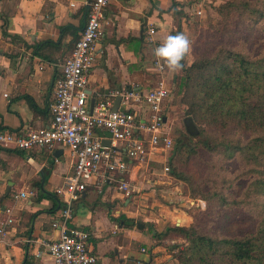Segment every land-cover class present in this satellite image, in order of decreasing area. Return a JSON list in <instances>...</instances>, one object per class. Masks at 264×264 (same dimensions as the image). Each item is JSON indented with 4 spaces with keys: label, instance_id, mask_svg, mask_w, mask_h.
<instances>
[{
    "label": "crops",
    "instance_id": "obj_1",
    "mask_svg": "<svg viewBox=\"0 0 264 264\" xmlns=\"http://www.w3.org/2000/svg\"><path fill=\"white\" fill-rule=\"evenodd\" d=\"M212 2L225 0L111 1L103 12L102 36L88 76L89 102L103 99L110 90L149 87L155 78L153 49L168 35L183 32L185 17L194 11L201 14ZM89 3L0 0V131L49 125L60 66L80 37ZM150 25L154 33L149 45L145 35ZM173 110L167 99V124L175 123ZM156 161L161 163L160 158ZM71 171V159L60 146L31 151L0 147V207H11L15 219L0 242V264H52L45 243L59 236L52 227L61 208L55 191ZM158 172L146 163L133 165L129 179L136 193L129 199L111 189L101 194L88 190L73 203L71 226L90 234L89 250L97 256V264H164L169 260L165 248L155 245L152 231L179 226L181 215L171 208L165 210L158 200L171 204L178 186L171 185L170 176L154 178ZM19 193L26 197L14 199ZM157 204L161 207L156 210ZM140 211L144 223L138 224L135 218Z\"/></svg>",
    "mask_w": 264,
    "mask_h": 264
},
{
    "label": "built area",
    "instance_id": "obj_2",
    "mask_svg": "<svg viewBox=\"0 0 264 264\" xmlns=\"http://www.w3.org/2000/svg\"><path fill=\"white\" fill-rule=\"evenodd\" d=\"M111 1L90 0L80 37L60 66V77L49 105V125L0 131L1 148L31 151L60 146L71 159L72 171L55 191L61 208L52 227L58 230L59 236L45 243L52 264H97V256L89 250L90 234L71 226L73 203L88 190L101 194L111 189L123 199L133 197L136 189L129 179L132 166L149 165L160 158L166 175L175 145L164 114L170 93L168 70L155 57L152 60L155 78L149 87L133 85L128 89L110 90L90 108L88 76L102 36L103 12ZM153 33L150 25L145 43L153 42ZM117 97L120 101L113 111ZM103 141H109V146ZM24 197L25 193H19L14 199ZM14 222L13 209L0 207V242Z\"/></svg>",
    "mask_w": 264,
    "mask_h": 264
},
{
    "label": "rangeland",
    "instance_id": "obj_3",
    "mask_svg": "<svg viewBox=\"0 0 264 264\" xmlns=\"http://www.w3.org/2000/svg\"><path fill=\"white\" fill-rule=\"evenodd\" d=\"M228 1L232 0H225L216 5H213V2L209 3L201 14H196L194 11L191 16L185 17V30L173 33V35L183 33L191 41L190 52L184 59L185 65H189L201 56L212 54L219 47L255 55L259 52V47L264 46V35L260 36V43L257 41L259 35L252 34L261 32L257 30V25L262 26L261 23L253 27L255 30H251L244 17H235L233 13L221 16L217 13L216 8ZM243 1H253V5L263 6L262 0ZM253 35L255 37L252 39ZM167 72L169 73V70ZM168 73L166 78L170 91L168 101L174 107L171 120H175V123H169L168 127L175 139V145L168 162L169 171L166 176L163 175L162 164L151 162L149 167L152 166L153 170L159 171L154 178L163 179L170 176L173 183L171 185L178 186V194L171 204L162 198L158 199L159 202L165 210L171 208L181 215L176 223L180 227L193 226L199 233L217 237H232L247 231L253 232L264 215V198L256 185L258 180L264 181V154L261 155V151L244 150L246 156L236 154L228 159L219 154V151H208L202 147L201 142L205 140L212 144L222 140L226 142L239 140L242 145L249 141L250 138L240 137L239 133L232 130L220 132L205 129L200 139L191 138L185 128L186 106L183 103V88L180 84L182 73L181 71ZM173 170L183 173L192 184L176 179L171 175ZM215 191L224 196L230 205H221L218 198L209 196ZM153 207L157 210L161 206L157 204ZM140 214L141 211L135 218L138 224L144 223V218ZM182 218L183 220L180 221ZM137 225L134 224L136 229ZM169 228L156 232L165 234ZM155 230L154 228L153 231ZM180 241L174 233H168L166 239L160 243L169 255V260L163 261L164 264H178L169 247Z\"/></svg>",
    "mask_w": 264,
    "mask_h": 264
},
{
    "label": "trees",
    "instance_id": "obj_4",
    "mask_svg": "<svg viewBox=\"0 0 264 264\" xmlns=\"http://www.w3.org/2000/svg\"><path fill=\"white\" fill-rule=\"evenodd\" d=\"M252 2L232 0L218 6L216 11L221 16L233 13L235 17H244L251 30L261 23L262 26L257 25V30L261 32H250L259 35L257 41L261 43L264 0L263 6L253 5ZM255 36H251L252 39ZM259 48L258 53L250 55L219 47L189 65L182 61L180 84L186 106L185 128L190 137L200 139L205 129H211L220 132L232 130L240 137L250 138L243 145L239 140H222L215 144L208 140L201 142L208 151H219L228 159L236 154L246 156L244 150L264 154V46ZM171 175L192 184L181 172L173 170ZM256 185L264 198V181L258 180ZM209 196L218 198L221 205H230L218 191ZM122 219L119 217L117 220ZM128 226H133V222ZM168 233H174L181 240L169 247L178 264H264V215L253 232L232 237L199 233L193 226H173L165 234L152 231L155 245H160Z\"/></svg>",
    "mask_w": 264,
    "mask_h": 264
},
{
    "label": "clouds",
    "instance_id": "obj_5",
    "mask_svg": "<svg viewBox=\"0 0 264 264\" xmlns=\"http://www.w3.org/2000/svg\"><path fill=\"white\" fill-rule=\"evenodd\" d=\"M191 41L183 33L168 35L158 47L153 49L157 62H162L167 70L178 72L182 70V61L189 54Z\"/></svg>",
    "mask_w": 264,
    "mask_h": 264
},
{
    "label": "water",
    "instance_id": "obj_6",
    "mask_svg": "<svg viewBox=\"0 0 264 264\" xmlns=\"http://www.w3.org/2000/svg\"><path fill=\"white\" fill-rule=\"evenodd\" d=\"M88 10V9H87ZM119 97H117L115 99V102H114V105H113V111H116L117 110V107H118V104H119ZM94 104V99H91L90 100V108L92 109V106ZM189 139V138H188ZM183 144V142H181ZM103 144L106 145V146H109V141H103Z\"/></svg>",
    "mask_w": 264,
    "mask_h": 264
}]
</instances>
